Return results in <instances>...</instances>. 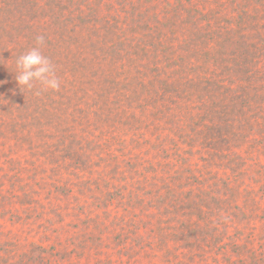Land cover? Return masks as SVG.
Here are the masks:
<instances>
[{"label": "trees", "instance_id": "obj_1", "mask_svg": "<svg viewBox=\"0 0 264 264\" xmlns=\"http://www.w3.org/2000/svg\"><path fill=\"white\" fill-rule=\"evenodd\" d=\"M0 264H264V0H0Z\"/></svg>", "mask_w": 264, "mask_h": 264}, {"label": "clouds", "instance_id": "obj_2", "mask_svg": "<svg viewBox=\"0 0 264 264\" xmlns=\"http://www.w3.org/2000/svg\"><path fill=\"white\" fill-rule=\"evenodd\" d=\"M44 37L37 36V45L43 44ZM20 70L15 76L18 85L32 87L31 82L35 80L41 81L47 88L58 90L60 82L55 76L53 66L50 60L44 56L39 47H34L30 51L20 55L16 61Z\"/></svg>", "mask_w": 264, "mask_h": 264}]
</instances>
